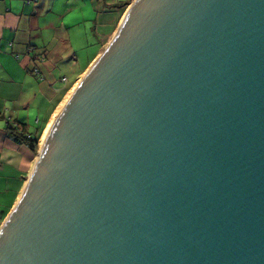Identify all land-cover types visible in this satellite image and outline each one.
<instances>
[{"label": "water", "instance_id": "1", "mask_svg": "<svg viewBox=\"0 0 264 264\" xmlns=\"http://www.w3.org/2000/svg\"><path fill=\"white\" fill-rule=\"evenodd\" d=\"M0 264H264V0H135L42 142Z\"/></svg>", "mask_w": 264, "mask_h": 264}, {"label": "crops", "instance_id": "2", "mask_svg": "<svg viewBox=\"0 0 264 264\" xmlns=\"http://www.w3.org/2000/svg\"><path fill=\"white\" fill-rule=\"evenodd\" d=\"M118 1L0 0V229L39 154L10 136L9 123L26 126L41 149L46 131L111 42L133 0ZM80 38L85 45L78 47Z\"/></svg>", "mask_w": 264, "mask_h": 264}, {"label": "trees", "instance_id": "3", "mask_svg": "<svg viewBox=\"0 0 264 264\" xmlns=\"http://www.w3.org/2000/svg\"><path fill=\"white\" fill-rule=\"evenodd\" d=\"M25 127L26 126L21 127L18 124V129H13L9 123L8 130L10 131V136L15 137L16 142L27 145L32 150V152L38 154L40 149V140L35 139L32 137V135L28 134V131Z\"/></svg>", "mask_w": 264, "mask_h": 264}, {"label": "rangeland", "instance_id": "4", "mask_svg": "<svg viewBox=\"0 0 264 264\" xmlns=\"http://www.w3.org/2000/svg\"><path fill=\"white\" fill-rule=\"evenodd\" d=\"M113 2V4H118L119 1L118 0H111ZM135 0L132 1V3L128 6L130 7L133 3H134ZM129 8H127V10H125V13L123 14V17L125 14H127V11H128ZM123 17L121 18V20L123 19ZM102 21H104V17H103V14H102ZM121 22V21H120ZM84 30V29H83ZM75 44L78 46V47H81V46H84L85 45V42L80 39L76 40Z\"/></svg>", "mask_w": 264, "mask_h": 264}, {"label": "built area", "instance_id": "5", "mask_svg": "<svg viewBox=\"0 0 264 264\" xmlns=\"http://www.w3.org/2000/svg\"><path fill=\"white\" fill-rule=\"evenodd\" d=\"M32 0H26V2H28V3H30ZM34 50H35V48H29V53L31 54V53H33L34 52ZM10 124H11V127L13 128V129H18V124L16 123V122H10Z\"/></svg>", "mask_w": 264, "mask_h": 264}, {"label": "bare ground", "instance_id": "6", "mask_svg": "<svg viewBox=\"0 0 264 264\" xmlns=\"http://www.w3.org/2000/svg\"><path fill=\"white\" fill-rule=\"evenodd\" d=\"M64 107H65V105H64ZM50 129H51V127L46 131V134H45L44 139H43V143L45 142V140H46V138H47V136L49 134Z\"/></svg>", "mask_w": 264, "mask_h": 264}]
</instances>
